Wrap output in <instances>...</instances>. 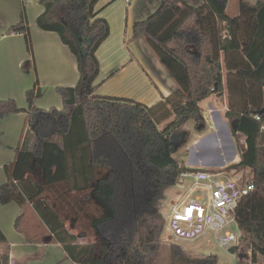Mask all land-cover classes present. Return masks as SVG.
Instances as JSON below:
<instances>
[{
	"label": "trees",
	"instance_id": "obj_1",
	"mask_svg": "<svg viewBox=\"0 0 264 264\" xmlns=\"http://www.w3.org/2000/svg\"><path fill=\"white\" fill-rule=\"evenodd\" d=\"M97 2L40 0L45 10L38 26L59 33L76 56L81 76L76 86L56 88L62 109L36 105L43 96L39 81L26 91L28 108L15 99H0L1 117L28 114L16 158L4 166L7 179L0 184V203L16 202L22 208L31 204L75 262L152 264L163 232L158 204L181 172L191 169L175 156L188 138L175 146L173 135L189 120L204 128L200 102L211 94L222 95L226 70L229 108L225 116L232 133H243L248 144L241 160L231 167L254 168L258 187L238 213L244 252L250 249L251 262L257 264L258 256L264 255V129L254 114L264 110V0L255 5L241 0L237 16L227 13L228 0H204L199 6L161 0L153 14L136 21L134 37L146 41L177 84L171 95L152 106L94 93L100 72L96 52L110 35L108 20L97 16ZM9 32L23 33L33 54L24 17ZM61 182L70 183L72 190H90L87 197L102 207V215L92 220L102 241L100 255L94 245L80 242L65 228V220L43 197L46 186ZM179 247L173 244V262L181 258L186 260L183 264L218 262L215 254L180 255ZM10 248L0 227V264H10Z\"/></svg>",
	"mask_w": 264,
	"mask_h": 264
},
{
	"label": "crops",
	"instance_id": "obj_2",
	"mask_svg": "<svg viewBox=\"0 0 264 264\" xmlns=\"http://www.w3.org/2000/svg\"><path fill=\"white\" fill-rule=\"evenodd\" d=\"M185 1L193 6L204 4V0ZM240 1L236 0L234 11L231 13V0H228L227 13L230 16L240 13ZM245 1L252 5L258 2ZM160 3L161 0H98L95 6L97 16L108 20L110 35L96 52L100 61V72L94 82L95 94L132 98L152 106L177 89V84L156 55L141 46L142 38L134 37L135 22L147 19L159 8ZM44 10L40 0H0V99H15L20 107L28 108L26 91L39 81L43 96L36 101V105L43 109H62L63 99L56 88L76 86L81 73L76 56L62 41L59 33L38 26L37 19ZM23 17L30 27L33 54L28 50L23 33L9 32L10 27L19 23ZM145 52L150 54L151 62L144 59ZM226 78L227 71L224 70L222 95L211 94L200 102V106L205 118L203 103L219 112L220 123L227 129L229 124L225 120V113L221 111V107H228L229 102ZM113 79H117L118 87L124 88L106 89ZM143 83L147 84V93L125 91L126 88L138 90L137 87ZM47 96L50 99H47ZM165 123L166 121L159 127ZM27 128L26 112L0 116L1 169L15 160L16 149L22 145ZM201 162L194 159L186 163V166L196 168ZM4 175L5 180L0 175V184L7 179L6 173ZM163 200L169 202L167 196ZM26 208L34 210L36 217H29L23 222ZM18 215L19 218L22 216V219L16 223ZM0 227L11 244L10 264H83L69 257L62 243L54 238L31 204L22 208L16 202L2 205L0 203ZM261 257L264 259V255L258 256V263Z\"/></svg>",
	"mask_w": 264,
	"mask_h": 264
},
{
	"label": "rangeland",
	"instance_id": "obj_3",
	"mask_svg": "<svg viewBox=\"0 0 264 264\" xmlns=\"http://www.w3.org/2000/svg\"><path fill=\"white\" fill-rule=\"evenodd\" d=\"M235 5L236 0H231L229 4V11L231 13L234 11ZM140 41L143 43L141 46L144 47V49L154 53L143 38ZM150 57V54L146 52L144 53V59L149 62H151ZM146 85V83H143L137 87L138 90L125 87V91H144L147 93L148 87ZM118 86L117 79H113L112 82L106 86V89L112 88V90H118L124 88ZM47 99H50L49 96H47ZM203 107L207 118H205V123H203V129H198V123L194 120H189L181 131L175 133L173 135L174 137L172 136L174 138L175 146L181 145V142L185 138H188L187 143L179 146L175 156L185 165H187L186 163L189 161L197 159L202 162L197 164L196 168H208L213 169L214 171H223L227 176L240 180L244 184L254 182V168L249 166L231 167L232 164L240 161L239 156H241V152L246 149L244 135L237 133L234 135L227 117L225 119L224 116V119L227 120L229 124L226 129L224 124L220 123L221 116H219V112L210 109L209 105L206 103H203ZM221 108V111L226 114L229 107ZM172 118L173 116L166 120V122ZM3 170L4 169L0 168V175L2 176V179L4 178L3 180H5V171L3 172ZM102 173L103 172H100V174ZM257 189L258 187L252 194L253 197ZM175 191L176 189L174 185L166 188L165 197L167 196V200H172L175 196ZM90 192V190H72L70 183L61 182L46 186L43 197H45L49 203L56 208L62 219L65 220V227L68 231L75 233L80 242L94 245L97 255H100L102 251V241L99 236L96 235L92 226V220L95 217L102 215L103 209L93 198L87 197L90 195ZM159 206L160 203L158 204V208H160L162 215H165L167 209H161ZM29 217L32 219L33 217H36V215L34 214V210L26 208L25 216L23 219L22 216L20 218L18 217L17 222H19L20 219H22L23 222L27 221ZM228 229L236 231L237 225L232 224ZM167 239L170 240L169 233L164 229L161 236L159 253L152 264H183V262H186L185 258L173 262V244L180 246L178 254H182L183 256L202 258L209 254H215L218 257L217 264H238L239 261H241L242 264H252L251 250L249 249L247 254L246 251L244 252V243L241 238L235 246L236 248L238 246V250L235 253H231L224 247H221L215 240L213 234L192 241L171 240V242ZM239 253H242L241 257L238 256L240 255ZM246 255H248V257ZM257 264H264V259L262 257L259 258V263Z\"/></svg>",
	"mask_w": 264,
	"mask_h": 264
},
{
	"label": "built area",
	"instance_id": "obj_4",
	"mask_svg": "<svg viewBox=\"0 0 264 264\" xmlns=\"http://www.w3.org/2000/svg\"><path fill=\"white\" fill-rule=\"evenodd\" d=\"M254 117L264 129V114ZM174 186L175 196L169 202L161 200L159 206L167 209L163 215V230L170 237L167 240L192 241L213 234L217 243L231 252L244 234L238 221L240 207L257 185L244 184L223 171L191 168L181 172ZM232 224L237 225L236 231L228 229Z\"/></svg>",
	"mask_w": 264,
	"mask_h": 264
},
{
	"label": "water",
	"instance_id": "obj_5",
	"mask_svg": "<svg viewBox=\"0 0 264 264\" xmlns=\"http://www.w3.org/2000/svg\"><path fill=\"white\" fill-rule=\"evenodd\" d=\"M264 112V110H262V111H260V113H263ZM236 252V247H233L232 249H231V253H235Z\"/></svg>",
	"mask_w": 264,
	"mask_h": 264
}]
</instances>
